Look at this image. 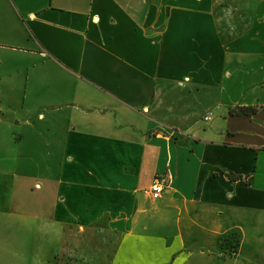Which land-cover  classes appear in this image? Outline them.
I'll use <instances>...</instances> for the list:
<instances>
[{
	"label": "crops",
	"instance_id": "crops-1",
	"mask_svg": "<svg viewBox=\"0 0 264 264\" xmlns=\"http://www.w3.org/2000/svg\"><path fill=\"white\" fill-rule=\"evenodd\" d=\"M83 236L264 264V0H0V264H78Z\"/></svg>",
	"mask_w": 264,
	"mask_h": 264
},
{
	"label": "rangeland",
	"instance_id": "rangeland-1",
	"mask_svg": "<svg viewBox=\"0 0 264 264\" xmlns=\"http://www.w3.org/2000/svg\"><path fill=\"white\" fill-rule=\"evenodd\" d=\"M73 227H75V226H73ZM237 239H238L237 238V234H235L234 238L232 239V242H236ZM92 240H94V241L100 240V242L97 243V244H100V245L103 243L101 238L94 239L91 236H89V237L88 236H83V237H77V238L76 237H68L69 245L75 246L76 243H78V244L82 243V242L84 243L83 244L84 245L83 252L82 253L79 252L81 260H80V262L78 264H102L103 260H102V255L101 254L100 255L98 254V256L96 258L92 259L93 258V253L91 252V248L92 247L89 248V246H88V244L93 243ZM69 256L72 257V256H75V254L69 253ZM105 262H106V259H105ZM69 264H76V263L75 262H71V260H70ZM103 264H104V262H103Z\"/></svg>",
	"mask_w": 264,
	"mask_h": 264
},
{
	"label": "built area",
	"instance_id": "built-area-1",
	"mask_svg": "<svg viewBox=\"0 0 264 264\" xmlns=\"http://www.w3.org/2000/svg\"><path fill=\"white\" fill-rule=\"evenodd\" d=\"M208 118L209 116L206 117V119ZM168 183L169 177L167 175H158L154 178V181L148 191L153 198H159L168 187Z\"/></svg>",
	"mask_w": 264,
	"mask_h": 264
},
{
	"label": "trees",
	"instance_id": "trees-1",
	"mask_svg": "<svg viewBox=\"0 0 264 264\" xmlns=\"http://www.w3.org/2000/svg\"><path fill=\"white\" fill-rule=\"evenodd\" d=\"M240 111H244V112H246V113L249 112L248 110H244V109H241ZM238 242H239V238L237 239V242H236V243H238Z\"/></svg>",
	"mask_w": 264,
	"mask_h": 264
}]
</instances>
